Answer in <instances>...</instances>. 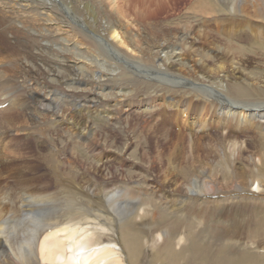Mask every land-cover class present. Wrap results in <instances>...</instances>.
<instances>
[{"label":"bare ground","instance_id":"6f19581e","mask_svg":"<svg viewBox=\"0 0 264 264\" xmlns=\"http://www.w3.org/2000/svg\"><path fill=\"white\" fill-rule=\"evenodd\" d=\"M152 1L155 9L144 5L140 10L131 0H0V264H136V260L131 263L135 245L125 234L126 222L151 215L153 205L143 203V194L133 187L148 175L145 183L156 189L154 196L164 211L177 209L179 195L206 196L227 189L264 192V149L259 138L245 142L237 137L257 117L264 118V98L243 96L252 85L264 89V75L252 70L264 67V58L237 51L241 42L264 43V30H213L205 29L202 22L184 21L183 28L174 25L157 33L160 21H141L157 15L164 0ZM198 1L203 6L197 8L200 15L228 13L264 20V0ZM162 34L166 35L159 39ZM185 60L194 64L187 68L180 64L177 69L176 64ZM185 69L187 75L182 74ZM107 71L188 86L210 102L213 112L205 111L201 98L191 113L185 111L192 104L185 109L174 104L179 116L166 100L161 119L151 114L142 121L141 107L126 100L131 95L119 85L110 89ZM97 98L124 103V108L116 109L113 130L121 127V120L126 128L132 117L140 120L138 136L149 145L141 146L139 157L133 153L131 159L125 157L130 145L119 150L92 124L81 121L93 112ZM154 101L144 99L143 105L152 103L149 108L157 114ZM61 127L70 130L69 146L95 140L108 149L102 154L104 162H96L94 178L78 181L81 189L72 192L55 187L44 167L47 158L55 156L56 170H61L59 152L66 154ZM150 144L154 151H149ZM172 146L171 155H165ZM74 149L75 145L71 148L75 153ZM200 152L212 159L215 168L207 176L202 169L188 175L183 162L197 168L190 160ZM137 158L146 164H139ZM125 161L134 169L126 176L119 167ZM120 176L126 180L109 181ZM95 183L102 188H92ZM166 198L171 203L162 201ZM159 208L155 214L163 211ZM171 233L168 228L154 229L145 243L157 251L169 246L183 249L187 235Z\"/></svg>","mask_w":264,"mask_h":264},{"label":"rangeland","instance_id":"374dc122","mask_svg":"<svg viewBox=\"0 0 264 264\" xmlns=\"http://www.w3.org/2000/svg\"><path fill=\"white\" fill-rule=\"evenodd\" d=\"M258 1L260 2L262 0ZM133 2L138 5V8L140 10L144 7V5H146V7H148L150 10H153L155 9L156 5L152 0H131V4ZM199 4L201 3H199L198 0H164L161 7H159V9L157 10V15L150 14V19H142L141 21H146L147 23L150 20L153 22L160 21L158 23L159 28L157 29V33H166L168 32V29L174 25L183 28L184 24L181 23H183L184 21L191 22L192 24H201L202 22L205 29L211 28L213 30L222 27L233 28L241 31H246L253 28L256 31L264 30V25L262 23V21L264 20L262 19H256L252 17L244 18L241 15L233 16L232 14L228 13L227 15L224 13H219L220 15L218 14L214 17L200 15L199 11H197V8H202L203 6ZM133 9L134 7L131 9V11ZM132 12L134 13V11ZM166 16H169L167 18L168 20L164 19ZM160 26L166 27V30H162ZM83 29L87 30V27ZM165 35L166 34L158 35V37L159 39H163ZM257 44L258 45H256L255 42H241L240 49H237V51H239L243 55L249 56H253L259 53V56L264 58V43ZM199 51L202 52V48ZM205 54L207 56L210 55V53L208 52H205ZM212 58L214 57L211 56V59ZM101 60L104 59L102 58ZM108 63L105 60V66H107L108 69H112V65ZM122 63L127 62L122 61ZM188 63L186 62V60L179 61L176 64V68L179 69L181 66L180 64H185V68L194 64V62L191 61ZM128 66L132 71H135L134 68H132L130 65ZM185 70H182V74L187 75V69ZM252 70H257L261 74V76L264 75V67L257 66ZM97 72L98 71L95 70V74ZM106 73L108 78L106 82L107 84L111 85V90H113L115 86L119 85L125 90V93L131 95L128 96L126 100L130 103L137 102V105L141 107L139 110L142 114L140 119L142 121H145L147 118H149V116L152 115H154L157 119L160 116L159 119H161L162 116L159 113L162 112L163 108H166V100L171 101L170 111H175L176 113L177 110L176 107H173L174 104L185 105L182 106L181 109H185L186 107H188V105L192 104L189 106L190 108L185 111L186 113H191V109L194 108L195 104H197V99L199 100L202 98L201 100H204V97L198 95L195 91L193 92V90L188 86L176 87L158 81H150L147 79L136 80L135 78L138 77L137 74L135 75L131 72L119 73L115 76L112 75L113 72L111 71H107ZM234 83H236V80L234 81ZM101 84L102 83L100 82L99 85ZM200 87L202 88V86H199V88ZM106 88L108 89V87ZM237 96L240 97V95ZM243 96L252 98L254 100H259V98H264V89L257 90V87L255 85H252L250 89H247L244 92ZM144 99L155 100L154 102H156L157 106L154 111H157V114L153 112V109L151 107L149 108L152 103L148 104V107L147 105H143V103H145L143 102ZM95 101L96 102L93 103L95 104L93 105V109L95 108L93 112L89 115L88 118L84 120L82 118L81 121H85V123L87 121L92 124L93 128H96L98 132L101 131L106 136L108 141H110V139L113 141L111 143L109 142V144L114 143L113 145H115L119 150H122V147L125 145H130L131 149L126 152L125 157L130 158L129 156L132 153L135 156L139 157V154L143 153V151L141 150V146H146L145 148L147 149V145H149L144 141V138H139L138 136L139 132L142 130L140 128V125H138V122H140V120H134L132 117L129 120V126L127 125L128 128L123 125L124 122L123 120H121L119 124L121 127L119 129L113 130V124L115 120L118 119V113L116 112V109L119 108V105L120 108H124V103L120 102L119 100L116 101V99H113L111 101L102 100L100 102V100L97 98ZM201 102L205 104L204 107L206 112H213L212 109L209 110V101L205 102L204 100ZM112 103L114 104L112 105ZM127 112L128 110L125 113ZM131 113L133 114V111ZM111 115H113L114 118ZM178 115L180 116L181 113H179ZM136 117H138V115L135 114L134 118ZM80 118L81 117L78 116L79 120ZM259 121L261 123H264V118L257 117L256 120H253L252 127L246 128L245 132H238V136H236L245 142L250 141L249 139L253 137L259 138L258 140L260 141V146L264 149V125H259V127L257 128L256 124H259ZM174 126L173 128H175L176 130L180 128V125ZM60 132L62 147L66 152L65 155L63 154V151L61 149L60 150L62 152H59V160L62 164L60 165L61 170H56V163L54 162H56L57 160L55 156L47 158L46 165L44 167L45 170L49 172V178L54 181L55 187L61 188L66 192H72L74 190L81 189L80 186H78V181L85 182L87 178H94V168L97 165L96 162H104V157L102 156V154L105 155V152L108 151V149L101 148L99 146L100 144H98L95 140H90V143H84L83 141L78 140V148L76 149L77 143H74L70 146L68 145V141L71 140L69 138V128L61 127ZM176 136L177 135H174V142H176L178 139V136ZM74 145L75 153L71 150ZM173 145L175 147L176 143H174ZM151 146L152 145L150 144L149 151H154V148ZM174 147H170V149L165 152V155H171L170 150H174ZM70 152L72 156L70 155ZM202 153L203 152L197 154V156L200 157H196L197 160L196 158L195 160H190L192 163L195 161L197 163V168L199 169L201 167L200 170L192 167L191 164H187V162H183V166L186 167L185 170H189L190 172L188 175L193 173L199 174L202 170H205V176H207L209 175L208 173L210 172V170L213 169V167L215 168L212 163V159L211 161L205 159L204 157H202ZM72 159H74V162L71 161ZM185 159H188L187 156L185 157ZM136 161H138V163L142 165L146 164L142 159L137 158ZM108 162L112 163L110 160H108ZM129 162L130 161H125V164L123 163V165H119L120 169L123 170L122 173L125 174V176L127 172H132L134 170L131 165L128 164ZM216 172L217 170L215 169L214 173ZM87 173L90 174V176ZM176 173L177 172L175 171L172 172L174 177L177 176ZM201 176H204V174ZM125 180L126 178L122 179V176H120V178L118 177L115 180L111 178L109 179V181H114L115 183L124 182ZM148 180L149 175L145 176L144 182L141 179L140 184L138 183L133 185V187L137 189V191L143 194L141 198L142 202L145 204L153 205V210L150 212L151 215L142 219L143 221L127 219L128 221L126 222L125 234L128 236L132 244L135 245V255L133 254V257L131 256V263L133 262V260H136V264H264V192L262 194H258L251 190L246 191L227 189L220 191L218 194L206 196L189 195L182 197L179 195L178 199L175 197V200H177V209L175 211H164L163 206L160 207L157 204V197L154 196V191L156 189H149V187L145 183ZM95 185H98L97 189L102 188V186L98 183H95L94 187L92 188H95ZM166 199H163L162 201L171 203L169 198ZM156 206H159L160 208ZM158 208L163 211H157V214H155L154 210H158ZM158 213H160L161 215ZM127 217H129V215L125 218ZM167 228L170 230V232H172L171 234L173 235V237H178L181 234L187 235L188 242L185 244V247L183 249H176L175 247L169 246L164 247L163 250L157 251L150 247L148 243H145L149 232L154 229L159 230ZM127 261L129 262L128 259Z\"/></svg>","mask_w":264,"mask_h":264}]
</instances>
